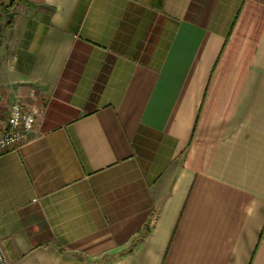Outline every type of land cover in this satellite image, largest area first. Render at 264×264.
Returning <instances> with one entry per match:
<instances>
[{
	"label": "crops",
	"instance_id": "obj_1",
	"mask_svg": "<svg viewBox=\"0 0 264 264\" xmlns=\"http://www.w3.org/2000/svg\"><path fill=\"white\" fill-rule=\"evenodd\" d=\"M8 2L3 264H264V0Z\"/></svg>",
	"mask_w": 264,
	"mask_h": 264
},
{
	"label": "built area",
	"instance_id": "obj_2",
	"mask_svg": "<svg viewBox=\"0 0 264 264\" xmlns=\"http://www.w3.org/2000/svg\"><path fill=\"white\" fill-rule=\"evenodd\" d=\"M2 7L0 3V14ZM36 125L35 113L25 108L19 101L10 104L5 127L0 132V154L16 148L34 130ZM5 258L0 246V263Z\"/></svg>",
	"mask_w": 264,
	"mask_h": 264
},
{
	"label": "trees",
	"instance_id": "obj_3",
	"mask_svg": "<svg viewBox=\"0 0 264 264\" xmlns=\"http://www.w3.org/2000/svg\"><path fill=\"white\" fill-rule=\"evenodd\" d=\"M12 3H13V0H9L8 4H7L5 7L7 8V7L11 6ZM1 6H2V4H1ZM2 7H3V6H2Z\"/></svg>",
	"mask_w": 264,
	"mask_h": 264
},
{
	"label": "rangeland",
	"instance_id": "obj_4",
	"mask_svg": "<svg viewBox=\"0 0 264 264\" xmlns=\"http://www.w3.org/2000/svg\"><path fill=\"white\" fill-rule=\"evenodd\" d=\"M0 264H2V263H0Z\"/></svg>",
	"mask_w": 264,
	"mask_h": 264
}]
</instances>
